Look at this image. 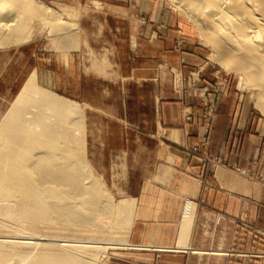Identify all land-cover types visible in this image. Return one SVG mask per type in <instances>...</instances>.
I'll return each mask as SVG.
<instances>
[{"label": "rangeland", "instance_id": "374dc122", "mask_svg": "<svg viewBox=\"0 0 264 264\" xmlns=\"http://www.w3.org/2000/svg\"><path fill=\"white\" fill-rule=\"evenodd\" d=\"M36 1L38 14L28 9L26 24L16 30L7 26L0 32V113L32 72L39 86L79 103L91 178L114 204L135 199L129 230L110 227L107 241H98L101 245L96 240L88 242L94 245L95 263L264 264V220L259 216L217 211L210 208L214 200L205 203L211 211L206 218L193 211L188 242L191 238L194 244L178 248L152 242H174L183 212L174 216V209L164 208L158 216L151 210L142 214L145 197L159 195L161 188L170 185L166 171L163 177L152 178L151 172L172 167L171 148L181 143L178 128H187V136L196 126L203 133L197 144L181 145L187 161L199 160L204 167L224 161L201 148L208 142L223 98L228 100L223 109H236L240 103L250 111V138L264 143V115L254 104V90L237 88L238 75L225 69L219 60L222 56L203 43L197 23L173 0ZM69 28L74 30L70 36ZM174 104L181 124L171 121ZM166 113L172 117L166 118ZM228 167L239 170L231 164ZM256 177L264 186V175ZM199 183L202 190L212 193L213 174L201 173ZM177 201L182 210L193 203L187 198ZM176 217L174 232L163 220ZM107 221L98 223L107 228ZM199 222L206 230L198 231Z\"/></svg>", "mask_w": 264, "mask_h": 264}, {"label": "bare ground", "instance_id": "6f19581e", "mask_svg": "<svg viewBox=\"0 0 264 264\" xmlns=\"http://www.w3.org/2000/svg\"><path fill=\"white\" fill-rule=\"evenodd\" d=\"M173 2L197 23L223 67L238 75L237 88L254 90V104L264 115V0ZM28 9L38 14L39 3L0 0V32L26 24ZM73 31L67 30L69 36ZM83 120L78 102L39 86L34 72L0 113V264H96L88 242L107 241L110 227L130 229L135 199L114 204L91 178ZM193 211L190 202L182 210L178 248L188 244Z\"/></svg>", "mask_w": 264, "mask_h": 264}, {"label": "crops", "instance_id": "0c3cea01", "mask_svg": "<svg viewBox=\"0 0 264 264\" xmlns=\"http://www.w3.org/2000/svg\"><path fill=\"white\" fill-rule=\"evenodd\" d=\"M218 103L213 127L208 134V142L204 146H201V148L214 152L221 156L224 161L211 163L206 167L196 159L187 161L181 150V145L186 143L197 144L203 133L196 126V130L192 128V133L190 136H187V128H178V139L181 143L171 148L172 153L169 155L170 157H174L172 167L168 166L169 168L166 170L160 169V171L151 172V178L156 175L163 177L167 172L165 176L167 183L170 185L161 189L158 187L161 191L159 195L145 197L146 204L141 207V209H144L142 214L151 210L158 216L164 213L162 209L170 208L171 210L174 209L171 211L174 216H180L182 214V203L177 201V199L187 198L193 202L194 215L206 218L211 213L209 209L214 208L217 211H225L230 214L250 213V215L259 216L264 220V186L256 180V174L264 175V143L250 138V111L248 109L239 105L240 103H238L236 109L232 108L230 111L227 108L223 109V104L228 103V100H225V98ZM172 108H175L172 113L173 117L170 113H166V118L172 117L171 121L181 124L178 106L174 104ZM196 121L199 122L200 118ZM228 164L239 168V170L230 169ZM164 171L166 172L164 173ZM204 172H209L214 176L215 186L212 193L206 192L200 187L199 178L201 177V173ZM137 196L135 198L142 197V195ZM147 199H149L150 203ZM212 201L214 207L209 208L205 206V203H211ZM148 204L151 206L149 207ZM246 209L248 211H245ZM178 218L163 220V223L165 222V225H168V227L169 225L171 228L174 227L172 230L175 232L176 228L174 225L178 222ZM144 221L140 224L143 228L146 227ZM203 225L202 222H199L198 231L202 232L206 230ZM192 227L191 230H193ZM261 227L263 228L262 231H264V221ZM178 229L177 227L174 242L152 243L156 246H177ZM187 243L188 246L194 244V242H191V238L190 242Z\"/></svg>", "mask_w": 264, "mask_h": 264}, {"label": "built area", "instance_id": "2783aa9c", "mask_svg": "<svg viewBox=\"0 0 264 264\" xmlns=\"http://www.w3.org/2000/svg\"><path fill=\"white\" fill-rule=\"evenodd\" d=\"M195 150V149H194Z\"/></svg>", "mask_w": 264, "mask_h": 264}]
</instances>
